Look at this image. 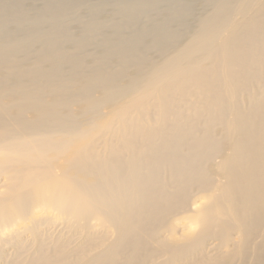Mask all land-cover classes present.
I'll use <instances>...</instances> for the list:
<instances>
[{"label":"bare ground","instance_id":"1","mask_svg":"<svg viewBox=\"0 0 264 264\" xmlns=\"http://www.w3.org/2000/svg\"><path fill=\"white\" fill-rule=\"evenodd\" d=\"M238 1L0 0V264H264V0Z\"/></svg>","mask_w":264,"mask_h":264},{"label":"rangeland","instance_id":"2","mask_svg":"<svg viewBox=\"0 0 264 264\" xmlns=\"http://www.w3.org/2000/svg\"><path fill=\"white\" fill-rule=\"evenodd\" d=\"M240 1L241 0H239L238 1V3H240ZM255 3V1L254 0H244V5H245V9H248V15L250 16L251 15V13L253 12L252 11V8H253V4ZM196 12H198V10L196 11ZM226 45H227V41H226V39L225 40H223L222 42H221V44H220V48H223V49H225L226 48ZM224 65H226V61L224 60V58H222L221 59V67H224ZM225 70H226V68H225ZM224 75H226V72H224ZM227 81H228V86H229V88H231V84H230V82H229V80L227 79ZM230 93H231V91L229 90V92H227V94L230 96ZM236 130V129H235ZM234 130V131H235Z\"/></svg>","mask_w":264,"mask_h":264}]
</instances>
